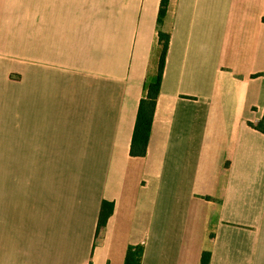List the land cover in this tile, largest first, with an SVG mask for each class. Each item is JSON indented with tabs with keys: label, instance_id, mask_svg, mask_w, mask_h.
Listing matches in <instances>:
<instances>
[{
	"label": "crops",
	"instance_id": "1",
	"mask_svg": "<svg viewBox=\"0 0 264 264\" xmlns=\"http://www.w3.org/2000/svg\"><path fill=\"white\" fill-rule=\"evenodd\" d=\"M159 4L0 0V264H264V0Z\"/></svg>",
	"mask_w": 264,
	"mask_h": 264
},
{
	"label": "trees",
	"instance_id": "2",
	"mask_svg": "<svg viewBox=\"0 0 264 264\" xmlns=\"http://www.w3.org/2000/svg\"><path fill=\"white\" fill-rule=\"evenodd\" d=\"M169 0H160L158 9V22L164 18ZM264 19V18H263ZM158 40L161 44V53L157 66L156 74L146 82L145 94L138 103L134 127L131 135L129 154L131 156H144L150 136V130L154 115L156 100L160 91L161 76L164 66L166 49L168 46L169 35L162 31L158 32ZM264 133V113L261 125L258 128ZM113 211V202L102 200L98 215L96 233L105 223ZM143 252L142 245H128L123 264H140ZM209 260V252H203L201 257L202 264H207Z\"/></svg>",
	"mask_w": 264,
	"mask_h": 264
}]
</instances>
